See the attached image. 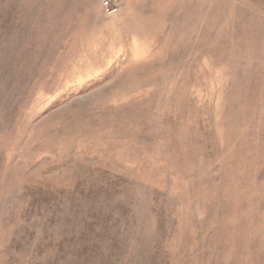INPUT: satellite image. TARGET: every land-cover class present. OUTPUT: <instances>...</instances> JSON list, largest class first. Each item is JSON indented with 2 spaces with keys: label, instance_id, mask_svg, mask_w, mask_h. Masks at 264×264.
I'll list each match as a JSON object with an SVG mask.
<instances>
[{
  "label": "rangeland",
  "instance_id": "rangeland-1",
  "mask_svg": "<svg viewBox=\"0 0 264 264\" xmlns=\"http://www.w3.org/2000/svg\"><path fill=\"white\" fill-rule=\"evenodd\" d=\"M0 264H264V0H0Z\"/></svg>",
  "mask_w": 264,
  "mask_h": 264
}]
</instances>
